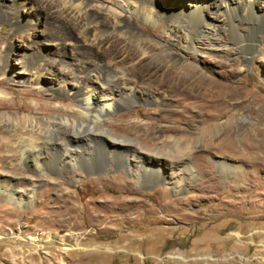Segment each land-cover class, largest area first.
I'll return each mask as SVG.
<instances>
[{
	"label": "rangeland",
	"instance_id": "1",
	"mask_svg": "<svg viewBox=\"0 0 264 264\" xmlns=\"http://www.w3.org/2000/svg\"><path fill=\"white\" fill-rule=\"evenodd\" d=\"M105 1L127 2L139 10L134 13L136 15L124 14L126 24L150 49L156 50L158 44H162L170 53L180 54L181 51L187 53L185 47H190L193 42L202 44L203 54L186 58L187 63L198 66L196 77L204 74L215 85H231L232 90L239 81L235 90L241 97L231 101L218 98L205 102H179L176 101L177 93L165 86L175 82L164 76L166 64L152 66L158 63L149 57L143 64L152 67L138 65L134 70L129 69V76H135L137 82H141L137 93L155 96L159 102H138L129 108H121L105 117L101 127H108L115 138L150 152L171 145L173 139L191 140L192 152L188 161L194 173L187 176L185 189L177 192L172 188L174 179L170 173L173 169L167 170L159 182L145 177L146 181L133 178L126 173L123 164L113 163V160L110 167L81 175L84 178L79 183L65 175L63 179L51 174L53 178L46 180L39 174H31V179L39 182L37 197L32 203L18 207L14 202L0 198V264H264V0H255L254 15L249 16L262 22L252 33L244 34L255 46L250 63L224 56V52L246 46L243 40L233 42L236 37L227 29L223 0H200L206 5L212 3L202 7V14L196 17L199 22H195L201 27L199 24L188 25V2L193 0ZM230 1L232 6L246 5L245 0ZM39 3L40 0H31L27 5L20 0H0V67L6 65V69L0 71V78H3L0 91L6 93L5 98H0V115L55 116L60 114L57 107L63 111L75 108V101L68 96L52 99L46 95L49 92L44 89L51 82L48 74L41 76L39 91L33 84L9 80L25 52L41 49L38 54L43 52L41 56L46 57L47 52L56 49L72 54L76 47H84L68 22L55 21ZM92 4H97V0H92ZM143 13L150 14V20H145ZM29 16L34 17V25L26 23ZM110 22L108 16L99 19V25ZM183 26L185 29H179ZM115 39L119 41L105 43L103 50H124L133 46L124 39ZM211 44L217 47L216 51L210 50ZM143 59L128 62L127 67ZM164 89L169 93L168 98L162 93ZM39 103L43 104L44 110L36 109ZM233 113L237 114V119L227 128L225 123ZM216 126L219 132L210 135L209 131ZM14 128L12 123L0 118V156L12 155L3 151L1 142L18 139L14 130H10ZM246 132L254 136L253 141L243 139ZM147 133H152L154 138H146ZM216 143L221 148L210 146ZM11 158L14 162L15 156ZM222 162L224 167L220 166ZM179 166L182 164L173 165L177 169ZM15 169L17 167L9 168L0 163V176L6 170L21 173ZM117 175L120 177L116 179ZM29 184L26 182L19 190L27 189ZM48 235L63 239L66 245L57 241L45 242ZM34 236H39L44 245H35L30 240Z\"/></svg>",
	"mask_w": 264,
	"mask_h": 264
},
{
	"label": "bare ground",
	"instance_id": "2",
	"mask_svg": "<svg viewBox=\"0 0 264 264\" xmlns=\"http://www.w3.org/2000/svg\"><path fill=\"white\" fill-rule=\"evenodd\" d=\"M20 1L26 5L31 2V0ZM193 1L194 2H188L190 6L188 13L189 18L187 17L188 25L195 26L199 24L201 27L200 23L196 24L195 20L199 19H196V17L202 14V7L210 6L212 3L208 2L206 5L205 3H201L200 0ZM226 1L227 0L222 1V7L227 16V29L233 32L234 38L236 37L233 42L235 40H243L246 47L241 50L238 49L237 51L224 52V54L226 53L224 56L250 63V57L253 54V47L255 46L248 42L244 34H249V32L252 33L262 22V20L259 22L257 18L256 20L255 16L249 17L253 14L252 12H254L255 0H245L246 5L243 7L241 5L240 7L232 6L230 0H228L229 2ZM39 4L40 8L46 11L48 15L52 16L55 21L64 20V22H68L74 34H76V37L81 41L84 47L80 48L75 45L76 48L73 50L72 54H69L65 50L56 49L47 52L48 54H46V57L41 56L44 55L43 52L38 54L41 49H33L34 51L31 50L33 51L32 53L25 52L20 58L21 60L17 71L13 73L14 75L12 74L13 76H10L9 80L33 84L36 87L35 89L39 91L41 89L39 86L41 76L43 74H48L50 75L51 82L45 89L42 87L44 91L49 92V94L46 95L51 96L52 99H57L60 95H64L63 99H66L68 96V99L75 101L76 105L71 111H63L61 108L57 107L56 110L60 114H56L55 116L47 114L38 116L28 114L22 116L20 113L13 116L9 113L0 115L3 121L12 123L13 126H15L14 129L10 130H14L16 136H18V139H13V141H3L4 138H2L3 142H1V145L4 144L2 147L4 148L3 151L11 152L12 155L15 156L13 159L15 161H12V155H1L0 163L2 165L6 164L9 168L17 167V169L21 170L20 174L11 173L7 170L4 174H1L0 198L10 200L18 207L26 206L32 203L35 197H37L36 187L39 182L31 179V174H39V177L46 180H51L53 178L51 174H55L62 178L65 175L72 177L75 183H79L82 181V178H84L81 175L94 170H102L105 166L110 167L112 164V162H110L111 160H113V163L116 161L115 163L118 162L123 164L126 168H124L126 173L131 174L133 178L139 177L146 181L158 180L159 182V179L165 177L167 170L173 169L170 173L174 179L171 183L172 188L177 192L185 189V184L188 179L187 176H193L194 173V168L188 161L192 152L191 140L183 138L173 139L170 141L171 145H165L160 149H155L150 152L142 149L144 147L134 146L125 140L115 138L108 127L102 128L101 125L106 121L105 117L111 113H115L121 108H129L132 104L138 102L143 104L159 102L158 98L155 96L144 93L138 94L137 87L141 82H137V79L134 78L135 76H129L128 73L129 69L134 70L138 65L142 68L143 66H151V64H143L144 62L146 63L149 57L154 58L158 63L156 65L152 64V66L158 67L161 63H163V65L166 64L167 68L165 69L167 74L164 76H169L170 79L175 82L165 86H170V88L177 93L174 94L177 95L176 101L179 102H205L206 100L218 98H222L223 101L237 100L241 97H239V91L235 90L238 89L237 86L240 85L239 81L236 82V87L232 90L231 85H215L216 83L209 81L204 74L196 77V75L199 74L198 66L193 64V62L187 63L186 58L189 55H199L205 52L204 46L200 43L193 42L191 46L189 45L190 47H185L188 50L187 53L181 51L180 54L170 53L168 49L163 48L162 44H158V49L156 50L146 47L141 41V36L135 33L133 29H130L131 27H128L126 24V15L124 16V14L136 15L137 12H139V10L137 11L136 8H134L135 6L133 7L127 2L107 3L105 0H97V4L94 5L92 4V0H40ZM142 4L143 3H141V5ZM144 6L146 7V5ZM138 8L141 9L140 6H138ZM147 9L148 8L144 10L147 12ZM142 15H144L145 20H150V14L143 13ZM104 16L110 17L111 22L107 25H99V19ZM243 17L247 18L243 19ZM151 20L153 21L152 18ZM27 22L34 25V17L29 16L26 23ZM180 23H182V21H180ZM237 25H243L244 27L238 28ZM214 27L213 25V28ZM179 29H185V26ZM190 30L192 31V29ZM240 31H245V33H239ZM116 37L122 40L124 39L126 42L131 43L129 45L133 46L124 50H103L105 43L119 41L115 39ZM195 40H198V38ZM209 48L210 50H217V47L212 44ZM58 51L60 52L58 53ZM29 54L36 55L29 56ZM140 58L144 59L136 64H131L130 68L127 67L128 62ZM84 59L86 61H81ZM5 66V64H2L0 71L5 70ZM232 73H235L234 69H232ZM2 83L3 78H0V84ZM162 93H164L165 98H168L169 93L165 89L162 90ZM193 93L197 95H193ZM223 93L224 95H222ZM5 97L6 93L0 91V98ZM42 106L39 103L36 109L38 111L44 110ZM236 119L237 114H231L227 119L228 121L225 123L227 128ZM218 128L217 126L214 127L213 131H209V134L213 136L217 135L219 132ZM3 129L8 130L5 127H3ZM226 132L231 133L230 131ZM145 136L148 139L154 138L152 133H147ZM253 137L254 136L250 132L243 134V139L246 140V142L253 141ZM229 139L233 140V137ZM225 140L227 141L228 138ZM262 140L264 141V139ZM228 143H230V141ZM231 143L233 144L234 142L231 141ZM205 145L207 147L209 143L206 141ZM210 146L218 147L220 145L216 143V145L212 144ZM144 154L146 156H144ZM6 160L8 163H6ZM176 163L182 164L181 167L179 166L181 170L177 169V167H173ZM221 164V167L225 166L224 162ZM176 169L177 172L174 171ZM108 177L111 178V176ZM115 177L117 179L120 176L117 175ZM145 177H147L148 180ZM57 179L58 178L55 180ZM26 182L30 183L27 189L19 190ZM47 238L45 242L57 241L62 246L66 245L63 239H55L52 235H48ZM30 240L35 245H44V241L39 236L30 237Z\"/></svg>",
	"mask_w": 264,
	"mask_h": 264
}]
</instances>
